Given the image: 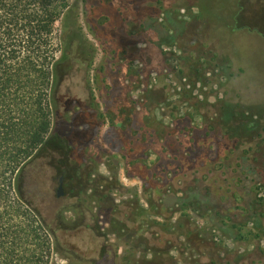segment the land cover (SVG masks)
<instances>
[{
    "label": "rangeland",
    "instance_id": "rangeland-1",
    "mask_svg": "<svg viewBox=\"0 0 264 264\" xmlns=\"http://www.w3.org/2000/svg\"><path fill=\"white\" fill-rule=\"evenodd\" d=\"M68 2L24 194L59 263L264 264V0Z\"/></svg>",
    "mask_w": 264,
    "mask_h": 264
},
{
    "label": "trees",
    "instance_id": "trees-1",
    "mask_svg": "<svg viewBox=\"0 0 264 264\" xmlns=\"http://www.w3.org/2000/svg\"><path fill=\"white\" fill-rule=\"evenodd\" d=\"M68 1L0 0V264H60L24 194L27 168L47 147L56 116V24Z\"/></svg>",
    "mask_w": 264,
    "mask_h": 264
},
{
    "label": "water",
    "instance_id": "water-1",
    "mask_svg": "<svg viewBox=\"0 0 264 264\" xmlns=\"http://www.w3.org/2000/svg\"><path fill=\"white\" fill-rule=\"evenodd\" d=\"M60 181H62V179H61ZM58 195H59V196L61 195V187L59 188Z\"/></svg>",
    "mask_w": 264,
    "mask_h": 264
},
{
    "label": "flooded vegetation",
    "instance_id": "flooded-vegetation-1",
    "mask_svg": "<svg viewBox=\"0 0 264 264\" xmlns=\"http://www.w3.org/2000/svg\"><path fill=\"white\" fill-rule=\"evenodd\" d=\"M58 192H59V190H58ZM61 194H62V191H61Z\"/></svg>",
    "mask_w": 264,
    "mask_h": 264
}]
</instances>
